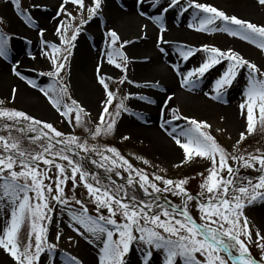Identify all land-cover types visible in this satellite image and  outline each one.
<instances>
[{
	"label": "snow or ice",
	"instance_id": "6c2138e0",
	"mask_svg": "<svg viewBox=\"0 0 264 264\" xmlns=\"http://www.w3.org/2000/svg\"><path fill=\"white\" fill-rule=\"evenodd\" d=\"M11 2L26 23L36 24L31 15L20 8L19 0ZM104 3L105 0H90V4L86 5L85 0H62L57 11L61 19L55 27L59 43L45 40V30H38L41 55L50 62V70L40 75L52 80L47 87H40L33 80L27 81L48 98L67 123L84 128L93 140L113 133L121 115L131 113L126 103L130 97H118L107 82L111 78L98 75V83L103 87L106 99L98 122L94 128L88 127V113L77 100L71 98L62 73L69 65L83 26L102 13ZM138 3L143 7L144 0H138ZM258 3L264 6V0H258ZM68 4L76 5L80 10L77 23H73L76 17L66 9ZM151 6L161 8L160 13L151 17L158 26V46L167 43L164 40L167 31L164 14L179 7L181 14L189 9L196 10L189 28L199 32H224L248 41L264 52V25L228 15L215 6L197 0H187L186 6L182 5L181 0H167L164 6L160 0H153ZM3 22L0 18V23ZM105 37L108 42L105 51L107 62L127 73L129 60L123 48L131 41L121 42L115 29H108ZM9 40L7 35L0 33V58H9L12 52ZM159 50L165 52L162 46ZM177 52L183 61H188L197 53L206 54L198 67L186 73L180 72L178 64L173 65L182 76V86L194 88L199 79L215 66L227 63L226 69L214 82L213 99L221 98L246 69L245 99L240 105L242 114L246 115V133H253L257 123L264 129V69L237 51L221 50L207 44L199 48L178 45ZM31 58L36 59L35 56ZM12 71L17 77L25 79L15 64ZM125 82L133 83L126 74L119 84ZM16 91L12 90L13 99ZM139 99L149 100L144 96ZM171 99V96L167 97L168 101ZM114 100L118 102L110 109ZM4 105L5 100L0 99V132L7 133L0 134V207L6 210L8 216L0 235V248L10 255L15 264H41L42 254L49 255V264H55L53 254L57 244L49 242V226L55 223L53 213L57 206L62 213L67 212L72 222L69 227L97 247L98 264H130L128 258L134 252L140 254L137 264H152L156 256L161 258L160 264H264V229L254 228L246 215L249 206L258 201L264 203V152L256 149L255 153H240L238 146L245 140V132L240 133L233 146L234 151L230 153L211 134V125L181 117L178 109H172V119L188 121V125L179 132L173 129L170 133L175 143L183 149L185 159L199 157L210 162L207 175L200 173V191L193 195L186 187L189 182L187 178L173 180L155 174L150 178L143 169L135 168L115 147H101L90 144L88 139L80 136L66 135L50 122ZM257 109L259 115L255 117L254 111ZM25 143L29 146L26 147ZM92 154L98 159H92L90 163L104 170L107 184L102 183L98 174L85 170L83 162ZM229 161L235 162L236 167ZM143 163L149 162L144 160ZM241 168L254 169L259 175L255 178L242 176ZM120 169L128 173L126 184H117L112 179V174L121 176ZM69 182L73 191L78 182L83 184L95 205V215L89 214L88 207L75 195H66L65 186ZM137 186L144 196L149 197L148 200L139 199L135 192L129 194L128 189ZM163 194L179 197L181 205L171 204ZM72 202L80 206L79 210L72 207ZM192 202L200 214L199 222L191 215ZM105 210L107 215H104ZM25 225L28 227L27 242L23 243L19 235ZM55 238L60 240V232L56 233ZM253 244L261 251L259 259L251 254ZM64 264L84 262L77 256L67 254Z\"/></svg>",
	"mask_w": 264,
	"mask_h": 264
},
{
	"label": "rangeland",
	"instance_id": "374dc122",
	"mask_svg": "<svg viewBox=\"0 0 264 264\" xmlns=\"http://www.w3.org/2000/svg\"><path fill=\"white\" fill-rule=\"evenodd\" d=\"M200 3L210 4L217 7L219 10L225 11L228 15H235L238 18L249 20L257 25H264V6L259 5L258 0H197ZM230 2L236 5V9L230 5ZM62 0H19L20 8L31 15L36 21V24L30 25L24 21L23 16L17 11L15 5L11 0H0V18L3 19V23H0V33L7 35L10 40V47L12 52L8 59L0 58V99L5 100V107L15 108L22 110L32 115L33 117L40 119L45 122H50L59 131L64 132L66 135L83 136L86 134L84 128L74 127L72 124L67 123L66 118L62 117L55 108L52 107L48 98L45 97L37 88L31 87L27 83L28 80L35 81L40 87H47L51 82L52 78L40 75L41 72H47L50 70V62L41 55V38L38 35V30L43 28L45 30L44 39L49 42L59 43L58 37L55 33V27L61 17L57 16V11ZM153 3V0H145L144 5ZM167 0H160L162 6L166 5ZM182 5L186 6L187 0H181ZM85 4L89 5L90 0H85ZM112 4L118 9V5L112 0ZM233 7V8H232ZM68 12L72 13L76 20L73 23H77L80 17V10L76 5H66ZM152 15L151 8H145ZM157 12L160 13L161 8L155 7ZM195 9H189L188 12L182 13L179 7L170 9L168 13L164 14V19L167 18L177 22L179 27H182V31L189 34L191 39H177L176 41H169L162 44L166 45L174 57V63L178 64L179 67L183 68L184 73L189 70L198 67L203 60L206 58V54L203 52L197 53L194 57L188 61H183L177 52L178 45H187L190 47H201L202 45L215 46L221 50L232 49L242 54L246 59L257 64L258 67L264 69V52L258 49L254 44L248 41L242 40L239 37H233L224 32H199L195 29L189 28L188 24L192 22V14ZM154 15V14H153ZM86 16V12H85ZM55 17V19H54ZM67 20V17H64ZM218 24L220 22H217ZM155 27H158L155 23ZM108 29H115L121 37V42L131 41L127 39L126 35H129L131 29H120L115 24L108 22V5L105 0L103 11L100 15L95 17L88 24L83 26V31L78 37L76 47L73 49V55L70 58L69 65L63 75L64 83L67 84L69 93L72 99L77 100L86 110L88 116V127L94 128L98 122L99 113L101 112L104 101L106 99V93L103 87L93 79L98 80L99 76L106 78L110 77L107 82L109 83L110 90L117 93L118 97L129 96L130 99L126 101L128 107L131 109V113H123L118 119L117 127L113 133L104 136L105 138H111L113 141H128L135 145L142 146L146 149L147 155H143L139 159H135L134 164L140 169H143L146 173L152 177L153 174H157L160 170L171 171L178 166L184 167H196L189 173L182 175L181 179L187 178L188 184L186 185L188 191L196 195L199 191V185L202 182L200 173L207 175V169L210 167V162L207 159L196 157L192 160H186L183 149L178 145V154L172 157H166L162 155L163 148L168 147L172 141V135L170 133L173 129L179 132L180 129L188 125V121L184 119L175 120L172 119V109H178V115L181 117H188L190 119H196L197 121L207 122L211 125L209 131L215 137L216 141L224 147L228 152L233 153V146L239 139L240 133H246V115L242 114L240 108L241 103L244 102L243 90L246 85V74L247 70L244 69L238 80L234 82L233 86L227 90V92L219 99H213L214 93V82L226 69L227 63L222 62L220 65L215 66L212 70L205 74L204 77L200 78L194 88H191V96L184 95L181 93L171 94L170 89L168 91L162 90L157 83L153 82H140L134 76L131 68L132 56L130 52V44L124 45L123 51L128 57L129 64L127 73H124L121 69L115 68L114 65L103 67L106 61L105 51L108 48V42L105 37V33ZM49 30V31H48ZM154 30L151 27L136 26L134 34L150 35ZM99 37V45L95 47L94 57L90 61V73H91V85L98 86V93L93 98L83 94L84 91L79 88L78 81L75 74V66L78 61V48L83 45L85 37L87 38L90 34H95ZM141 37V36H140ZM166 41V39H164ZM94 51V50H93ZM101 51V52H100ZM97 54V57L95 56ZM31 56H35L36 59H32ZM103 62V63H102ZM97 65L100 68L99 73L97 72ZM16 65L17 70L21 73L25 79L17 77L12 71V66ZM94 68V70H92ZM127 75L128 79L133 83L119 84V80L123 75ZM9 75V76H8ZM152 77L155 79L159 78V75L152 71ZM10 77V80L7 79ZM151 77V78H152ZM146 85H157V86H146ZM17 89L15 98L13 99L12 90ZM150 91H153L150 94ZM158 94L156 97L152 94ZM170 94V95H169ZM148 97L149 100H141L139 97ZM171 96L170 101L167 97ZM159 99V106L163 105L165 113L159 123L162 126V120H165L167 125L168 134L171 136V143L163 135L154 131H142L135 132L132 129L123 127V123L126 120L131 119L135 123L157 124L155 121H151L148 118V113L145 110L136 108L138 104L148 103L152 105V102ZM117 100L113 101L114 107ZM70 103V101H69ZM157 106V105H156ZM258 109L254 111V116L258 117ZM256 128L259 129V123ZM262 129V128H261ZM249 135L246 133V136ZM129 137L125 140L123 137ZM91 138V137H90ZM93 141V139L91 138ZM240 153H255L256 149H260L264 152V129H262L261 135L256 138L248 136L247 139L241 142L238 146ZM231 149H233L231 151ZM147 160L149 163L144 164L143 161ZM234 163V162H232ZM43 168L44 166L41 165ZM19 170V169H17ZM245 172L253 175H259V172L254 169H245ZM55 170H53L54 173ZM226 173H224L225 175ZM102 183L107 184V176L101 175ZM49 181H46L48 183ZM89 182H92L91 180ZM117 183V182H116ZM158 184L160 182H157ZM118 184V183H117ZM78 188L74 193L67 192L69 197L75 195V197L81 200L89 209V214L95 215V205L90 200L87 190L83 187L82 183L78 184ZM162 187V185H161ZM68 189L67 185L65 189ZM72 193V194H71ZM167 198L175 201L179 197L172 196L171 194H163ZM72 207L79 210V205L72 202ZM191 215L199 222V212L195 207V203L190 204ZM104 215H107L106 210ZM246 215L248 216L251 224L255 227L264 229V203L257 202L253 206H249L246 209ZM55 223L49 226V242L56 243L57 249L55 251L54 260L55 264H64V260L67 254L77 256L81 259L84 264H98V249L93 244H89L83 237H81L72 227H69L72 223L67 215V212H61L60 207L57 206L53 213ZM8 219L6 210L0 207V235L5 227V222ZM119 220L120 218L117 217ZM58 225V227H57ZM28 227L25 225L19 235V239L23 242H27ZM60 232L61 238L59 241L56 240V233ZM71 237V240L69 239ZM255 239V237H254ZM251 254L256 256L258 259L261 257V251L253 244L250 247ZM140 254L134 252L128 259L130 264H137V260ZM160 257L156 256L152 264H160ZM0 264H15V261L0 248ZM41 264H49V255L42 254Z\"/></svg>",
	"mask_w": 264,
	"mask_h": 264
},
{
	"label": "bare ground",
	"instance_id": "6f19581e",
	"mask_svg": "<svg viewBox=\"0 0 264 264\" xmlns=\"http://www.w3.org/2000/svg\"><path fill=\"white\" fill-rule=\"evenodd\" d=\"M113 2L118 5V9H116L112 4V0H107L108 22L117 25V27H119L120 29H131V31H129L128 33L129 35H126L125 37H127L128 40L132 39V42L129 46L133 60L131 68L137 80L143 83H157L162 90L168 91L170 89L169 91L171 94L181 93L191 96L192 87L190 88V86H182V76L178 74L177 71L173 68V65L175 64L173 60L174 57L169 51L168 47L166 45H160L164 47L165 52L161 53L159 50L160 46H158L157 39L158 27H155V22L151 19V17L156 15L155 13L157 12V10L155 9V7L151 6L152 3L148 4L147 6L143 3V7H141L138 3V0H113ZM230 5L236 9V5L234 6V4L231 2ZM146 7L151 8L150 11H152V15L149 14L147 9H145ZM141 12L144 13L143 16L140 15ZM164 21L167 27V31L164 33V39H166V41H176L177 39H191L189 37V34L182 31V27H179V24L177 22H174L169 18H167L166 20L164 19ZM138 25L142 27L147 26V28L151 27L154 30L155 34H153L152 32L150 35H145L144 33L135 35L134 31L136 26ZM96 34L97 33L90 34L87 36V38L85 37L83 45L79 46L77 54L78 61L75 66V74L79 84V88L84 91L83 94H86V96L91 98L96 96V94L98 93V86L90 84L92 82V76L97 85L98 80L95 79L96 77L93 74V71L91 76L89 66L90 61L94 57V52L96 51L95 47L99 45L100 41L98 35ZM95 56L97 57V54ZM94 64V66L98 68L97 63ZM109 65L110 64L106 59L103 67H108ZM92 70H94V68ZM153 70L159 75L158 79L152 77L151 74ZM179 70L181 73H184L183 68L179 67ZM7 79L10 80V77H7ZM152 92L153 91H150V94ZM152 95L156 97L158 94L154 93ZM150 101L151 100L149 99V102ZM152 102L154 103L153 105L152 103L148 104L146 102L143 104H138L139 106H136V108L147 111L149 116L148 118H150L151 121H155V123L157 124H139L129 119L123 123V127L132 129L135 132L139 133L147 130L154 131L166 137L171 143V136L168 134L167 125L165 123L166 119L164 118L165 120H162L164 128L159 124L161 122L163 114L165 113V108L163 105L159 106L158 103L161 102L159 99H156L155 101L152 100ZM161 150L162 155L166 157L175 156L179 151L178 145L174 140L168 147Z\"/></svg>",
	"mask_w": 264,
	"mask_h": 264
},
{
	"label": "trees",
	"instance_id": "16d2710c",
	"mask_svg": "<svg viewBox=\"0 0 264 264\" xmlns=\"http://www.w3.org/2000/svg\"><path fill=\"white\" fill-rule=\"evenodd\" d=\"M261 133H262V129H261V127H260L259 129L256 128V130H255L253 133H251V134L245 136V139H247L248 136H251V137H253V138H256V137H258L259 135H261ZM0 134H5V135H6L7 133H6V132H0ZM14 134H15V133H14ZM80 137H81V136H80ZM81 138L88 139V141H89L90 144H99L101 147H104V146L115 147V148H116V149H117V150H118V151H119V152H120V153H121L126 159L129 160L130 163L133 164V166H134L135 168H138V169H140V168L134 164V161H136L135 159H137L138 157L141 158L143 155H147V156H149L148 153H147V151H146V149H145L144 147L139 146V145H135V144L130 143V142H128V141H113V140H111V138H105L104 136L98 137L97 139H95V140L92 141L91 138H90V136H88V133L83 134V136H82ZM25 146L27 147V146H29V145H28L27 143H25ZM32 147H35V146L33 145ZM232 150H233V149H231V151H232ZM232 152H233V151H232ZM82 155H83V154H82ZM92 159H98V157H96L95 154H92L91 156H89V157L87 158V160H89V162H90ZM229 162L232 164L233 167H236L235 162H234V163H232V161H229ZM84 168H85V170L88 171L89 173H95V174H97V173L94 172V171H90V170H88L85 166H84ZM190 169H192V171H193L194 169H196V167H189V166H188V167H184V166H178V167L172 169V170L169 171V172H167V171H163V170H160L156 175H162V176H164V177L167 178V179L179 180L180 177H181L182 175H185L186 173H189V172H190ZM120 171H121V176H119V177H120V178H127L128 173L125 172V171H123V169H120ZM190 173H191V172H190ZM240 175L255 178V177H254L255 175H253V174H251V173H248V172H245L244 168H241V170H240ZM225 176H226V174H225ZM149 177H150V175H149ZM150 178H151V177H150ZM137 179H138V178H137ZM78 184H79V182L77 183V186H76V188H75V191H76V189L79 187ZM67 187H68V189H67V188L65 189V193H66V195H68L67 192H72V193H74V191H73V186H72L71 182H69V183L67 184ZM128 191H129V194H130V195H131L133 192H135V190H134V189H131V188L128 189ZM72 193H71V194H72ZM135 194H136V192H135ZM136 195H137V194H136ZM170 200H171V199H170ZM172 202H173L175 205H179V204L181 203V199L178 198V199L175 200V201L172 200Z\"/></svg>",
	"mask_w": 264,
	"mask_h": 264
},
{
	"label": "water",
	"instance_id": "95a60500",
	"mask_svg": "<svg viewBox=\"0 0 264 264\" xmlns=\"http://www.w3.org/2000/svg\"><path fill=\"white\" fill-rule=\"evenodd\" d=\"M29 134H30V135H33V134H31V133H29ZM74 158L79 159V157H74ZM84 162H85L90 168H92V165L89 164L87 160H84ZM97 171H98L100 174L106 175L104 171H101V170H99V169H98ZM112 178H113L115 181H117V182H119V183H122V184H125V183H126V180H127V179H118V178L115 177V176H112ZM135 189H136L137 192L140 194V196H144L143 191H142L141 189H139L138 186H137ZM161 202L163 203L164 201L162 200Z\"/></svg>",
	"mask_w": 264,
	"mask_h": 264
}]
</instances>
